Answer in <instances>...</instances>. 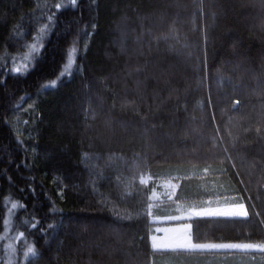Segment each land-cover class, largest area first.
Here are the masks:
<instances>
[{
  "label": "trees",
  "instance_id": "trees-1",
  "mask_svg": "<svg viewBox=\"0 0 264 264\" xmlns=\"http://www.w3.org/2000/svg\"><path fill=\"white\" fill-rule=\"evenodd\" d=\"M0 264H264V0H0Z\"/></svg>",
  "mask_w": 264,
  "mask_h": 264
},
{
  "label": "crops",
  "instance_id": "crops-1",
  "mask_svg": "<svg viewBox=\"0 0 264 264\" xmlns=\"http://www.w3.org/2000/svg\"><path fill=\"white\" fill-rule=\"evenodd\" d=\"M247 214L245 207L241 204L226 203L210 205L203 208L184 209L177 213H169L168 216L182 217V219L197 216H244ZM184 217V218H183ZM160 219L173 220L160 216ZM159 235H154V242L158 247L187 248V249H209V250H252L260 246L255 244H195L191 237V225L187 222L164 226Z\"/></svg>",
  "mask_w": 264,
  "mask_h": 264
},
{
  "label": "snow or ice",
  "instance_id": "snow-or-ice-1",
  "mask_svg": "<svg viewBox=\"0 0 264 264\" xmlns=\"http://www.w3.org/2000/svg\"><path fill=\"white\" fill-rule=\"evenodd\" d=\"M71 2H72L73 5H76L77 0H71ZM57 7L59 8L60 5H57ZM41 31L43 32L44 29H41ZM72 51L75 52V51H76L75 48H73ZM31 52H32V53H36L37 56H38V55L40 54V49L37 47L36 44H33V45H31ZM27 59H28V58L26 57L25 60H27ZM69 67H71V61H69ZM31 70H34V66H33V68L30 69L29 66H28V64H27V63H24V64H20V65L16 66V67L12 70V73H13V74H22V75H26V74H27L29 71H31ZM52 86H53V87L56 86V81H55V80L52 81ZM11 207H12V209H16V208H17V204H16V203H12V204H11ZM33 227H36V225L34 224ZM48 227H52V225H48ZM9 247H11V245H9ZM28 251H29V252H32V253L35 252L34 248H31V247L28 249Z\"/></svg>",
  "mask_w": 264,
  "mask_h": 264
},
{
  "label": "rangeland",
  "instance_id": "rangeland-1",
  "mask_svg": "<svg viewBox=\"0 0 264 264\" xmlns=\"http://www.w3.org/2000/svg\"><path fill=\"white\" fill-rule=\"evenodd\" d=\"M10 230V225L7 226V232ZM11 245V247H9ZM4 256L5 260H8L9 263L13 262V260H9L12 258L13 254L15 253V247L13 246L12 242H10V239L8 237H5L4 239Z\"/></svg>",
  "mask_w": 264,
  "mask_h": 264
}]
</instances>
